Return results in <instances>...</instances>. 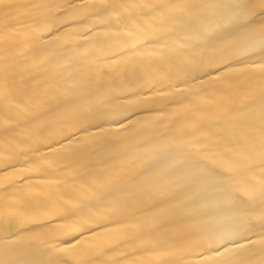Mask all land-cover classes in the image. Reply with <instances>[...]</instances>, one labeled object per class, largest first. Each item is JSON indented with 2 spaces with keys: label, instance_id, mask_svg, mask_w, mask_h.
Segmentation results:
<instances>
[{
  "label": "snow or ice",
  "instance_id": "snow-or-ice-1",
  "mask_svg": "<svg viewBox=\"0 0 264 264\" xmlns=\"http://www.w3.org/2000/svg\"><path fill=\"white\" fill-rule=\"evenodd\" d=\"M0 264H264V0H0Z\"/></svg>",
  "mask_w": 264,
  "mask_h": 264
},
{
  "label": "bare ground",
  "instance_id": "bare-ground-1",
  "mask_svg": "<svg viewBox=\"0 0 264 264\" xmlns=\"http://www.w3.org/2000/svg\"><path fill=\"white\" fill-rule=\"evenodd\" d=\"M12 3L22 4V5H32L35 3L48 2V0H11ZM57 2H64V0H57ZM21 11H28V9H22ZM150 113H143V115H149Z\"/></svg>",
  "mask_w": 264,
  "mask_h": 264
}]
</instances>
